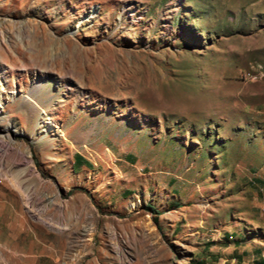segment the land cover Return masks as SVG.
I'll return each mask as SVG.
<instances>
[{
	"label": "rangeland",
	"instance_id": "374dc122",
	"mask_svg": "<svg viewBox=\"0 0 264 264\" xmlns=\"http://www.w3.org/2000/svg\"><path fill=\"white\" fill-rule=\"evenodd\" d=\"M0 135V264H264V0H0Z\"/></svg>",
	"mask_w": 264,
	"mask_h": 264
},
{
	"label": "bare ground",
	"instance_id": "6f19581e",
	"mask_svg": "<svg viewBox=\"0 0 264 264\" xmlns=\"http://www.w3.org/2000/svg\"><path fill=\"white\" fill-rule=\"evenodd\" d=\"M26 102L28 104V107L35 109V105H36V99H33L32 97L29 96H25ZM6 127H9V125H7ZM8 139L7 136L5 135H0V144H8Z\"/></svg>",
	"mask_w": 264,
	"mask_h": 264
},
{
	"label": "crops",
	"instance_id": "0c3cea01",
	"mask_svg": "<svg viewBox=\"0 0 264 264\" xmlns=\"http://www.w3.org/2000/svg\"><path fill=\"white\" fill-rule=\"evenodd\" d=\"M74 155L78 156V158H76L75 160H74V158H73L72 166L77 165L78 168H80L81 166H84V167H87V166H88V165H87V164H88L87 161L84 160L82 156H80V155H78V154H74ZM128 165H129V166H132V165H134V164H128ZM71 169H72V167H71Z\"/></svg>",
	"mask_w": 264,
	"mask_h": 264
},
{
	"label": "trees",
	"instance_id": "16d2710c",
	"mask_svg": "<svg viewBox=\"0 0 264 264\" xmlns=\"http://www.w3.org/2000/svg\"><path fill=\"white\" fill-rule=\"evenodd\" d=\"M73 158H74V160H75L76 158H78V156L73 155ZM152 222H153V224L155 225V227L157 228L156 220H155L154 218L152 219Z\"/></svg>",
	"mask_w": 264,
	"mask_h": 264
}]
</instances>
